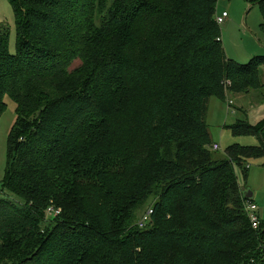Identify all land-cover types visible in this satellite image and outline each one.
Masks as SVG:
<instances>
[{
	"label": "trees",
	"instance_id": "16d2710c",
	"mask_svg": "<svg viewBox=\"0 0 264 264\" xmlns=\"http://www.w3.org/2000/svg\"><path fill=\"white\" fill-rule=\"evenodd\" d=\"M8 1L0 117L10 98L18 121L0 264H264V220L252 227L237 175L264 159V121L230 128L259 146L208 148L211 98L264 67L227 57L219 0Z\"/></svg>",
	"mask_w": 264,
	"mask_h": 264
},
{
	"label": "rangeland",
	"instance_id": "374dc122",
	"mask_svg": "<svg viewBox=\"0 0 264 264\" xmlns=\"http://www.w3.org/2000/svg\"><path fill=\"white\" fill-rule=\"evenodd\" d=\"M255 2L256 0H219L217 5V16H221L224 12L229 14L227 21L219 25L225 53L229 59L241 65L248 64L255 57H264L262 10ZM0 24H3L9 32L10 53L15 55L17 27L14 10L8 0H0ZM79 65L80 62H76L73 69ZM223 95V102L213 97L209 104L206 122L212 142L209 143L208 148L217 157H223L226 148L234 144L259 146L261 140L254 137L235 138L230 128L238 122H247L256 126L264 121V67L255 80L247 76L226 86ZM5 102L7 109L0 117V191H4L9 147L11 146L12 149L11 135L18 121L16 103L10 98H6ZM214 145H218L220 150L215 151ZM247 166L250 169L248 181L244 180L240 171L237 172L238 180L244 190L253 193V203L258 207V215L264 220V159L250 161ZM5 195L7 196L6 192ZM152 205L153 201L141 212L137 226L149 213ZM52 219L51 215L49 221Z\"/></svg>",
	"mask_w": 264,
	"mask_h": 264
},
{
	"label": "built area",
	"instance_id": "2783aa9c",
	"mask_svg": "<svg viewBox=\"0 0 264 264\" xmlns=\"http://www.w3.org/2000/svg\"><path fill=\"white\" fill-rule=\"evenodd\" d=\"M228 18H229V14L227 12H224L221 16L216 17V22L218 25H222L227 21ZM227 86H230L229 82L227 83ZM214 150L219 151L220 147L218 145H214ZM247 211H248L249 216H250V221H251L252 227L254 229H258L260 226V218L258 215L257 205L254 203H249L247 205ZM48 213L51 215H59L60 211H55L54 209H49ZM152 213L153 212L150 210L149 213L143 217L142 221L139 224V227L141 229L145 228L146 224L150 222Z\"/></svg>",
	"mask_w": 264,
	"mask_h": 264
},
{
	"label": "water",
	"instance_id": "95a60500",
	"mask_svg": "<svg viewBox=\"0 0 264 264\" xmlns=\"http://www.w3.org/2000/svg\"><path fill=\"white\" fill-rule=\"evenodd\" d=\"M243 196L246 200H252L253 199V193H251L248 190L243 189Z\"/></svg>",
	"mask_w": 264,
	"mask_h": 264
}]
</instances>
